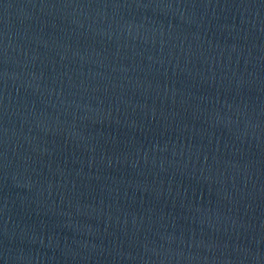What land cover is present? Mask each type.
Masks as SVG:
<instances>
[{"label":"water","instance_id":"1","mask_svg":"<svg viewBox=\"0 0 264 264\" xmlns=\"http://www.w3.org/2000/svg\"><path fill=\"white\" fill-rule=\"evenodd\" d=\"M0 264H13L0 215Z\"/></svg>","mask_w":264,"mask_h":264}]
</instances>
